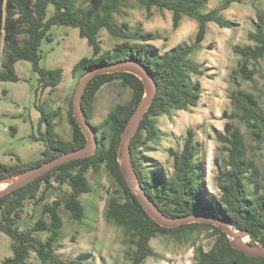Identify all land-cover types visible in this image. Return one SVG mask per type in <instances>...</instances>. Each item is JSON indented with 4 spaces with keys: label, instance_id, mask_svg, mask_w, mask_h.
Wrapping results in <instances>:
<instances>
[{
    "label": "trees",
    "instance_id": "1",
    "mask_svg": "<svg viewBox=\"0 0 264 264\" xmlns=\"http://www.w3.org/2000/svg\"><path fill=\"white\" fill-rule=\"evenodd\" d=\"M0 0V53L4 56L1 64L0 81L17 82L13 64L17 60L27 61L39 76L42 92L50 93L62 81V69L45 70L39 68V48L43 41H52L49 30L52 26H65L78 30V35L92 50L91 58H82L70 72L75 87L86 72L126 60H135L151 74L157 92L147 108L137 133L131 138L129 151L138 181L148 199L167 218H182L190 215L207 216L231 222L234 231L246 232L248 243L264 246V175L260 174L253 161L246 158L241 133L232 123L224 125V133L215 136L227 153V162L222 168L215 158L217 168L214 177L219 196L206 195L200 183L199 165L195 162V134L186 131L181 150L169 148L170 173L158 168L154 170L141 157L147 144L158 146L161 140L159 119L173 111H188L196 108L201 98L199 81L193 76L202 77L205 72L190 57L200 49L207 33V24L214 23L220 28L231 27L217 10L201 14L210 0H133L146 11L156 9L171 13L172 30H176L183 18L197 24L194 42L191 46H178L161 55L156 53L149 42L155 37L149 33L129 32V26L122 23L117 27L112 17L117 14L123 0ZM88 4V5H87ZM49 6L52 14L49 15ZM105 30L116 40L112 50L102 51L98 40L99 33ZM22 39L19 43L18 40ZM253 46H234L233 53L240 57L236 73L244 80L251 81L254 72L249 63L264 58V18L257 15L256 30L248 34ZM118 82L130 90V99L124 104L115 105L104 122L91 123L93 102L99 90ZM72 97L69 101L67 122L71 128L69 141L58 138L55 132L54 114L46 113L41 107L40 121L46 125L44 150L39 159L8 166L0 163V181L15 178L43 163L63 154L80 150L86 140L72 116ZM142 81L130 73H114L96 76L86 86L81 99V107L87 123L94 129L98 141L97 151L89 158L61 164L34 182L0 197V233L10 241L12 257L2 264H35L29 261L35 255L40 264H91L80 260H61L54 255V243L59 240L58 231L62 228L61 212L67 213L74 221H81L84 209L80 198L92 191L87 173L97 174L103 167L116 190L106 200L104 217L108 224L120 229L124 236L123 246L129 264H144L154 255L150 241L156 236H169L178 243H191L193 246L200 234L213 240L208 251L198 247L194 251L196 264H264L262 257H248L231 245L226 234L208 224L191 223L162 227L144 211L141 204L128 188L117 158V151L124 129L144 97ZM235 107L241 111L240 121L258 137L256 129L264 125L247 105L253 102L250 94L237 90ZM106 131L107 137L103 132ZM106 138V144L103 141ZM251 187L248 190L247 186ZM50 192L55 199L46 201ZM35 200L41 204L39 216L29 228L20 229V214L25 202ZM46 233L45 239L40 237ZM195 237V238H194Z\"/></svg>",
    "mask_w": 264,
    "mask_h": 264
},
{
    "label": "rangeland",
    "instance_id": "2",
    "mask_svg": "<svg viewBox=\"0 0 264 264\" xmlns=\"http://www.w3.org/2000/svg\"><path fill=\"white\" fill-rule=\"evenodd\" d=\"M84 2L80 0L79 3ZM88 5V4H87ZM217 10L224 20L231 22V27L220 28L214 23L207 24V33L198 49L191 57L192 63L204 70L202 77L193 76L192 80L201 85V98L196 108L188 111H173L169 116L159 119L161 140L158 146L147 144L141 157L154 170L161 168L166 175L170 173L168 149L179 152L186 136L192 129L196 145L195 162L199 165L200 183L206 195L219 196L214 177L217 172L213 161L216 158L222 168L227 162V153L216 139V132L224 133V125L232 123L242 135L246 158L253 161L260 174L264 175V130L259 126L258 137L240 121L241 111L235 107L234 98L237 90L251 95L252 101L247 105L254 108L256 115L264 125V58L249 63V70L255 74L251 81H244L237 73L240 57L233 53L234 46H253L248 34L256 30L257 15L264 18V0H210L200 10L201 14ZM53 8L49 6V15ZM171 13L151 9L146 11L133 0H123L112 22L121 27L129 26V32L149 33L155 40L149 42L159 55L175 47L191 46L197 31L195 21L183 18L180 26L172 30ZM52 41H43L39 48V68L45 70L62 69V81L50 93L42 92L39 87V76L31 63L17 60L13 68L17 82L0 81V163L14 165L17 160L22 164L40 158L46 139V125L40 121L41 107L46 113L54 114L55 132L63 141H69L71 128L67 122L69 101L75 88L70 72L72 66L82 58H91L92 50L78 30L65 26H52L49 30ZM22 39H19L20 43ZM98 40L102 51L112 50L116 40L102 30ZM4 56L0 53V70ZM130 99V90L118 82L102 87L93 102L91 123L98 125L104 122L109 111L117 104H124ZM107 137L106 131L103 132ZM106 144V138L103 141ZM92 191L84 194L81 204L84 217L77 222L61 212L62 228L58 231L59 240L54 243V255L61 260H80L91 264H129L125 256L122 231L105 220L106 200L116 187L102 167L93 175L87 173ZM11 183L17 178H10ZM248 190L251 187L248 185ZM50 192L46 201L55 199ZM35 200L25 202L20 214V229L29 228L39 216L41 204ZM46 233L40 237L45 239ZM195 238V237H194ZM249 238L246 237V242ZM213 240L200 234L194 246L189 243H178L169 236H156L150 241L154 255L144 264H196L194 251L200 247L208 251ZM10 239L0 233V264L12 257ZM29 261L40 264L35 255L30 254Z\"/></svg>",
    "mask_w": 264,
    "mask_h": 264
},
{
    "label": "water",
    "instance_id": "3",
    "mask_svg": "<svg viewBox=\"0 0 264 264\" xmlns=\"http://www.w3.org/2000/svg\"><path fill=\"white\" fill-rule=\"evenodd\" d=\"M114 73H130L136 75L144 85V97L142 98L141 102L137 106L134 114L131 116L124 129V133L117 151V158L120 164V168L123 171V175L128 188L137 198L148 216L152 218L157 224L166 228H173L175 226L188 225L191 223L208 224L214 226L216 228H219L226 234L227 238L231 241V245L233 248L241 251L248 257L264 258V246H255L249 244L248 242H244L243 239L246 238L248 234L244 231H234L231 222L197 215H190L173 219L167 218L155 205H153V203L148 199L143 190L138 186V181L136 179L131 161L129 144L131 138L137 133L145 112L157 92V85L151 74L145 70L142 64L131 59L94 68L82 75L77 82L72 99V116L85 137L86 145L80 150L63 154L49 162L43 163L40 166L15 177L17 178L15 182H12L6 188L0 191V197H3L14 190H17L34 182L37 178L61 164L78 159L89 158L97 151L98 141L95 136V131L85 119L81 107V99L87 84L92 79L99 75Z\"/></svg>",
    "mask_w": 264,
    "mask_h": 264
},
{
    "label": "bare ground",
    "instance_id": "4",
    "mask_svg": "<svg viewBox=\"0 0 264 264\" xmlns=\"http://www.w3.org/2000/svg\"><path fill=\"white\" fill-rule=\"evenodd\" d=\"M9 184H11V179L0 181V191L6 188ZM243 241L246 242V238H244Z\"/></svg>",
    "mask_w": 264,
    "mask_h": 264
},
{
    "label": "crops",
    "instance_id": "5",
    "mask_svg": "<svg viewBox=\"0 0 264 264\" xmlns=\"http://www.w3.org/2000/svg\"><path fill=\"white\" fill-rule=\"evenodd\" d=\"M53 123H54V121H53ZM55 124V123H54Z\"/></svg>",
    "mask_w": 264,
    "mask_h": 264
}]
</instances>
